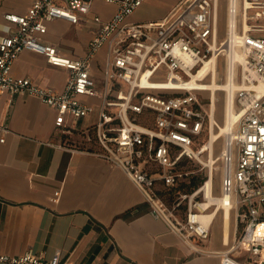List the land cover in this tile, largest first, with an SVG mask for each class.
I'll return each instance as SVG.
<instances>
[{"label": "built area", "instance_id": "1", "mask_svg": "<svg viewBox=\"0 0 264 264\" xmlns=\"http://www.w3.org/2000/svg\"><path fill=\"white\" fill-rule=\"evenodd\" d=\"M95 1L32 0L27 13L6 14L12 26L0 40V95H8L10 103L20 95L39 98L57 111L60 127L69 117L72 125L62 133L70 142L62 148L121 169L141 189L150 214L164 221L194 252L220 256L221 264H240L232 251L245 247L249 253L245 264H264V0H227L228 16L239 19L234 29L245 62L235 98L234 135L226 136L219 159L222 211L228 210L237 225V236L226 251L204 250L200 245L208 240L212 227L203 226L199 219V199L203 194L204 202L207 181L192 193L171 200L164 197L167 188L190 176L183 165L200 161L208 142L205 137L217 127L212 123V100L205 105L202 92L179 89L176 83L191 79L215 54L222 0H181L166 18L148 23L129 22L147 0H103L115 4L117 12L107 22L95 17L100 26L83 58L65 57L39 41V35L47 33L46 22L62 19L78 24ZM104 47L97 79L93 65ZM26 50L69 71L63 92L12 75L13 63ZM96 109L97 119L91 125H76ZM0 264L72 263L60 252L50 259L29 252L0 254Z\"/></svg>", "mask_w": 264, "mask_h": 264}, {"label": "crops", "instance_id": "2", "mask_svg": "<svg viewBox=\"0 0 264 264\" xmlns=\"http://www.w3.org/2000/svg\"><path fill=\"white\" fill-rule=\"evenodd\" d=\"M154 1L147 0L129 22L163 20L181 0L163 2L157 9ZM31 3L0 0V40L12 26L5 15L25 14ZM116 12L115 4L96 0L78 24L46 22L47 33L39 35V41L65 57L83 58L100 26L95 17L107 22ZM101 51L93 65L97 79ZM11 70L13 76L55 92H63L69 78V71L28 50ZM10 101L8 95H0V139H5L0 142V254L32 252L50 259L60 252L72 264H221L220 256L194 252L164 221L155 219L141 189L121 169L93 155L63 149L68 139L62 132L72 125L69 117L60 127L57 111L39 98L20 95ZM97 113L96 109L76 125H91ZM217 219L208 240L200 242L204 250L226 251L237 236L233 216L228 237L222 219ZM232 256L245 264L248 249H236Z\"/></svg>", "mask_w": 264, "mask_h": 264}, {"label": "bare ground", "instance_id": "3", "mask_svg": "<svg viewBox=\"0 0 264 264\" xmlns=\"http://www.w3.org/2000/svg\"><path fill=\"white\" fill-rule=\"evenodd\" d=\"M238 17L228 16L227 23V39L224 42L219 43V19H217V34L215 39L214 50L215 54L198 69L197 72L191 74V79L183 80L181 83H176V87L179 89L189 90V91H200V92H210L212 100V123L217 124V129L219 132L212 130L209 141L206 143L203 149L204 155L209 156V167L210 178L203 189L204 191V202L201 203L199 214L200 222L203 226L207 227L213 225L216 218H221L223 222V228L225 236H229V229L232 225V216L228 210L222 211L223 202L220 197L216 194L214 185V169H215V157L214 149L215 143L224 135L232 134L234 135L235 123L237 121V116L234 113L235 108V98L236 92L240 89V84L238 82V67L243 65L245 62L244 51L240 48L239 40L240 35L235 31L236 24L238 23ZM247 27V25H245ZM227 45V48L222 50L223 47ZM220 46V48H219ZM227 54L229 58L228 65V76L225 82L219 81V55L217 51ZM243 51V53L241 52ZM209 78V81H208ZM218 92L227 93L226 98V114L224 123L221 124L217 118L216 111V96ZM216 129V128H215ZM200 161H202L200 157ZM221 213V215H220Z\"/></svg>", "mask_w": 264, "mask_h": 264}, {"label": "rangeland", "instance_id": "4", "mask_svg": "<svg viewBox=\"0 0 264 264\" xmlns=\"http://www.w3.org/2000/svg\"><path fill=\"white\" fill-rule=\"evenodd\" d=\"M169 0H155L152 3V7L154 9L161 8L163 6V2H168ZM227 0H222L220 4V16H219V43L224 42L227 39V23H228V12H227ZM227 45L222 48V50L226 49ZM243 53V51H241ZM106 54V47H104L101 51V60L105 58ZM244 54V53H243ZM228 65H229V58L227 54L221 53L219 55V81L225 82L227 80V72H228ZM241 73V65L238 67V79L239 74ZM161 78H165V76H162ZM209 81V78H208ZM226 98L227 93L225 92H218L216 96V111H217V118L221 124L224 123L225 120V114H226ZM211 99V93L210 92H202L200 93V100L203 101L205 105L210 104ZM96 102V101H95ZM214 131H218L217 127L214 129ZM226 135L222 136L216 143H215V149H214V157H215V169H214V185L216 194L220 196V186H221V162H220V156L223 149L224 141H225ZM210 135H207V140L209 141ZM202 161L199 160H190L187 163L183 165L182 170L189 172L190 176L187 178L186 182H184L185 185L181 186L178 190L174 191L172 194L165 193L164 197L171 200V197L176 198L181 193H190V190L188 188L189 182L196 178L197 180L202 181V184L200 187L210 178L209 173V167H207V164L209 163V156L206 154L203 157H201ZM203 194L200 195V202H203ZM171 202V201H170ZM187 207L186 204H184L183 209ZM221 215V213H220ZM217 221H221V218H218Z\"/></svg>", "mask_w": 264, "mask_h": 264}, {"label": "trees", "instance_id": "5", "mask_svg": "<svg viewBox=\"0 0 264 264\" xmlns=\"http://www.w3.org/2000/svg\"><path fill=\"white\" fill-rule=\"evenodd\" d=\"M205 141H207V137H205ZM69 142H70V141H67V144H69ZM71 142H72V144H74L73 142H75V141H72V140H71ZM70 144H71V143H70ZM186 180H187V179H186ZM186 180H185V181H182V182H181L178 186H176V187L169 188V189L167 188L165 191H166L167 193L172 194L174 191L178 190L181 186L185 185L184 182H186ZM201 184H202V181L197 180L196 178H193V179L189 182V185H188V188H189V190H190V193L196 191V190L200 187Z\"/></svg>", "mask_w": 264, "mask_h": 264}]
</instances>
